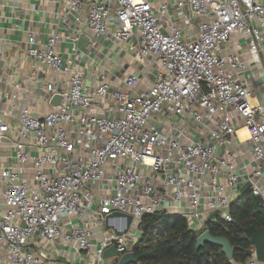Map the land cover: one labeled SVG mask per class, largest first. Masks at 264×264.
<instances>
[{
	"label": "built area",
	"instance_id": "1",
	"mask_svg": "<svg viewBox=\"0 0 264 264\" xmlns=\"http://www.w3.org/2000/svg\"><path fill=\"white\" fill-rule=\"evenodd\" d=\"M56 1L72 31L64 66L60 33L30 34L26 85L9 80L0 93V149L11 152L0 165V264H117L104 251L131 252L143 217L178 216L199 236L214 212L230 221L245 184L264 209V104L239 76L263 68L264 0ZM85 33L92 49L128 48L135 71L122 86L81 68ZM235 142L250 163H236ZM113 213L131 217L128 228L107 220L123 235L105 228ZM245 264H262L254 248Z\"/></svg>",
	"mask_w": 264,
	"mask_h": 264
},
{
	"label": "crops",
	"instance_id": "2",
	"mask_svg": "<svg viewBox=\"0 0 264 264\" xmlns=\"http://www.w3.org/2000/svg\"><path fill=\"white\" fill-rule=\"evenodd\" d=\"M61 4L56 0H0V93L11 90L5 84L9 80L15 83L26 85L25 78L31 71L30 61L24 53L25 41L30 34L42 42L49 34L56 31L61 34L63 41L59 44L58 50L62 57V65L65 64L66 53L71 49V44L65 42V38L72 35L71 29L61 23L59 19V9ZM242 42L241 39L234 38L230 44ZM81 57V68L89 67L95 72L105 71L107 81L112 86H122V80L126 74L135 71L134 60L126 46H123V52H120V46L113 43L98 42L96 48L92 49L89 44L88 34L79 36L77 42ZM231 49V48H230ZM262 67L251 66L240 74V78L251 82L250 90L255 96V102L264 104V78L253 81L258 78L259 73L264 72V45L261 48ZM14 71L17 73L12 74ZM12 75V76H11ZM40 77H43L41 74ZM96 73L93 80L89 81L90 86L97 84ZM38 108L46 110V105L36 101ZM240 140L246 141L248 136L243 128L237 131ZM240 146V145H239ZM239 146L234 144L233 151L237 156L236 163L248 164L250 158L248 153V144L243 143ZM6 154H11L6 145L0 149V165H5ZM2 189L0 187V210L3 209Z\"/></svg>",
	"mask_w": 264,
	"mask_h": 264
},
{
	"label": "trees",
	"instance_id": "3",
	"mask_svg": "<svg viewBox=\"0 0 264 264\" xmlns=\"http://www.w3.org/2000/svg\"><path fill=\"white\" fill-rule=\"evenodd\" d=\"M230 221L217 218L206 223L213 236L226 238L233 248L228 260L221 248L210 244L195 249L198 235L178 216L153 214L143 217L142 233L132 246L134 264H245L251 256V237L264 226V209L246 192L229 207ZM115 262V260H114Z\"/></svg>",
	"mask_w": 264,
	"mask_h": 264
},
{
	"label": "water",
	"instance_id": "4",
	"mask_svg": "<svg viewBox=\"0 0 264 264\" xmlns=\"http://www.w3.org/2000/svg\"><path fill=\"white\" fill-rule=\"evenodd\" d=\"M61 101H62L61 96H57V95L53 96L52 99L50 100V105L58 106L61 103ZM248 188H249V184H245L244 186L241 187L239 191L240 197L243 196L246 192H248ZM255 200L257 201V203L261 204L260 198L255 197ZM217 215L218 212H214L213 214H211L207 220V223L213 222V220L216 219ZM111 218L125 219L126 228H128L129 224L131 223V217L125 216L120 213H113L107 216L106 218L105 228L112 229L117 235H123L126 232V228L123 229V231H118L117 229H115L114 227L108 224L107 220ZM251 243L253 245L255 251V257L257 261L264 264V226L258 229L253 234V236L251 237ZM205 244H210L212 246L221 248L222 253L226 256V258L228 260L232 259L233 248L226 238L220 236H213L208 231H205L196 238L195 249L199 250ZM103 257L105 259L114 258L117 260V264H134L136 262L135 255L132 251L125 253L119 257L116 252V249L113 246L107 248L104 251Z\"/></svg>",
	"mask_w": 264,
	"mask_h": 264
},
{
	"label": "bare ground",
	"instance_id": "5",
	"mask_svg": "<svg viewBox=\"0 0 264 264\" xmlns=\"http://www.w3.org/2000/svg\"><path fill=\"white\" fill-rule=\"evenodd\" d=\"M117 226V225H116Z\"/></svg>",
	"mask_w": 264,
	"mask_h": 264
}]
</instances>
